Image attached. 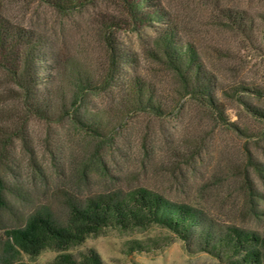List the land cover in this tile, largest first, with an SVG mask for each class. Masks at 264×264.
Here are the masks:
<instances>
[{
	"label": "rangeland",
	"instance_id": "obj_1",
	"mask_svg": "<svg viewBox=\"0 0 264 264\" xmlns=\"http://www.w3.org/2000/svg\"><path fill=\"white\" fill-rule=\"evenodd\" d=\"M80 1L83 6L60 12L45 0H0V20L40 43L42 73L57 55L104 67L105 35L131 54L114 85L89 97L88 107L115 125L103 141L68 118L29 115L19 87L0 66V174L7 200L0 208V258L35 264L54 258L49 248L31 257L7 247V232L35 209L64 217L67 200L136 187L191 204L219 224L264 231V118L254 111L264 113V0H153L163 19L143 25L133 23L122 0ZM229 12L240 14L239 25L231 24ZM166 28L198 51L220 111L181 95L172 72L149 54ZM133 75L156 89L165 114L127 111ZM134 241L146 248L131 249ZM88 248L104 264H219L157 224L107 227L68 251L79 258Z\"/></svg>",
	"mask_w": 264,
	"mask_h": 264
},
{
	"label": "trees",
	"instance_id": "obj_2",
	"mask_svg": "<svg viewBox=\"0 0 264 264\" xmlns=\"http://www.w3.org/2000/svg\"><path fill=\"white\" fill-rule=\"evenodd\" d=\"M122 1L134 24H151L163 19L162 10L153 0ZM45 2L60 12L84 5L80 0ZM228 16L232 25L240 24L238 12L234 15L229 12ZM104 37L108 46V60L104 67H91L75 55H57L51 57V67L42 73L38 40H32L29 32L0 20V66L19 87L29 115L51 121L68 118L76 127L100 141L108 136L115 125L104 120L100 111L88 107L89 97L114 85L131 54L114 46L107 35ZM152 44L149 54L161 60L172 72L179 85V93L218 111L211 73L204 67L194 45L179 42L173 28H166L155 36ZM40 86H44V92ZM126 88L124 103L127 111L155 115L166 113L162 97L141 76H131ZM254 111L264 118L262 111ZM257 169L261 171V168ZM4 189L0 174V208L7 205ZM66 203L64 217H57L46 208L32 211L23 225L7 232V247L31 257L47 248L56 251L47 264H104L93 248L82 252L79 258L68 249L107 227L131 229L157 224L186 242L191 251L215 256L219 264H264V231L219 224L197 207L171 200L146 187H136L123 194L99 193L82 201L67 200ZM132 244L131 249L146 248L138 241ZM0 264L35 263L10 262L0 258Z\"/></svg>",
	"mask_w": 264,
	"mask_h": 264
}]
</instances>
